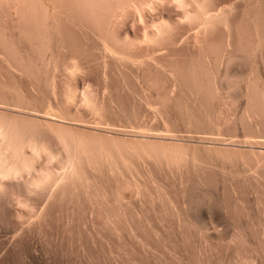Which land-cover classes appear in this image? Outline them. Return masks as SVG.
<instances>
[{
    "label": "bare ground",
    "instance_id": "bare-ground-1",
    "mask_svg": "<svg viewBox=\"0 0 264 264\" xmlns=\"http://www.w3.org/2000/svg\"><path fill=\"white\" fill-rule=\"evenodd\" d=\"M206 158L264 184V0H0V199L123 207Z\"/></svg>",
    "mask_w": 264,
    "mask_h": 264
},
{
    "label": "rangeland",
    "instance_id": "rangeland-1",
    "mask_svg": "<svg viewBox=\"0 0 264 264\" xmlns=\"http://www.w3.org/2000/svg\"><path fill=\"white\" fill-rule=\"evenodd\" d=\"M94 70L91 78L96 81ZM201 155L197 158L206 157ZM204 161L207 167L199 160L198 169V161L191 163L195 172L190 163L185 164L190 173L184 164L179 171L183 167L186 171H175L182 181L186 173L193 174L184 183L174 177L175 172L174 179L172 173L166 178L169 174L159 170V175L151 167L156 177L149 183V192L135 198L134 192L125 190L128 199L136 200L123 207L83 193L31 204L24 194L6 195L0 199V264H264V251H256L257 245L251 243L264 244V204L261 207L256 199L264 184L258 183L256 164L248 169L227 163L220 169L210 159ZM179 187L184 189L183 208L171 201L175 190L182 191ZM246 225H253L256 234L251 236ZM237 231L246 234L247 249L252 244L255 250L245 248Z\"/></svg>",
    "mask_w": 264,
    "mask_h": 264
}]
</instances>
